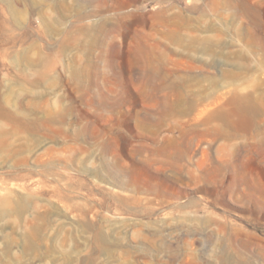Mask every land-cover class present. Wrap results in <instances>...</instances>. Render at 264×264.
I'll return each mask as SVG.
<instances>
[{"label": "rangeland", "instance_id": "374dc122", "mask_svg": "<svg viewBox=\"0 0 264 264\" xmlns=\"http://www.w3.org/2000/svg\"><path fill=\"white\" fill-rule=\"evenodd\" d=\"M255 162L264 0H0V264H264Z\"/></svg>", "mask_w": 264, "mask_h": 264}, {"label": "bare ground", "instance_id": "6f19581e", "mask_svg": "<svg viewBox=\"0 0 264 264\" xmlns=\"http://www.w3.org/2000/svg\"><path fill=\"white\" fill-rule=\"evenodd\" d=\"M248 169L250 171L257 170L261 174V178H262L261 190L264 192V166L261 165L260 163H256L255 162V163H252L251 166ZM242 179H244L243 176H242Z\"/></svg>", "mask_w": 264, "mask_h": 264}]
</instances>
